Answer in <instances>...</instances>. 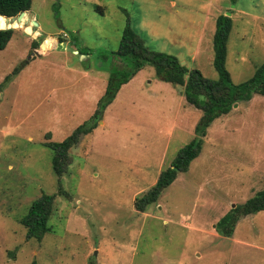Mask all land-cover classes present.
Returning a JSON list of instances; mask_svg holds the SVG:
<instances>
[{
    "label": "rangeland",
    "instance_id": "374dc122",
    "mask_svg": "<svg viewBox=\"0 0 264 264\" xmlns=\"http://www.w3.org/2000/svg\"><path fill=\"white\" fill-rule=\"evenodd\" d=\"M221 13L231 20L225 68L238 83L264 61V0H31L11 19L0 49V264H264V209L229 236L214 229L264 186V96L212 119L198 155L143 211L133 198L194 138L201 110L144 63L90 118L110 74L130 71L114 54L126 20L147 49L216 79ZM84 121L91 130L55 175L46 142ZM41 193L54 197L49 228L25 239L17 220Z\"/></svg>",
    "mask_w": 264,
    "mask_h": 264
},
{
    "label": "trees",
    "instance_id": "16d2710c",
    "mask_svg": "<svg viewBox=\"0 0 264 264\" xmlns=\"http://www.w3.org/2000/svg\"><path fill=\"white\" fill-rule=\"evenodd\" d=\"M30 1L0 0V15L10 17L20 11H26L29 9ZM16 26L18 25L11 22V19L0 16V28H4L0 29V49L4 48ZM230 26L231 20L227 15L218 14L215 17L211 39V63L217 78L209 79L203 77L195 68L187 69L173 55L147 49L130 28L128 20L125 21L114 54L127 59L130 71L121 74L119 79H116L113 73L110 74L112 77L107 78L104 94L99 99L100 102L98 101V108L90 118L95 119L98 116L103 106L112 99L119 85L125 83L144 63L154 68L160 80L180 86L184 100L201 110V116L194 126V138L175 152L169 165L159 171L148 189L133 198L132 205L135 210L143 211L174 180L177 173L186 171L189 162L198 155L201 136L205 134V128L212 119L225 114L233 103L248 100L252 94L264 96V61L255 67L249 78L238 83H232L230 80L225 68L226 39ZM37 45V41H32L33 47ZM198 96H201L202 100H199ZM90 130L91 125L84 121L61 141L46 142V146L51 150L50 164L55 175L60 176L66 170L70 162L69 147L77 142L81 134ZM53 198L51 194L41 193L30 201L25 212L18 218L17 222L24 228L25 239H39L48 230L47 220L53 207ZM261 209H264V186L244 202L230 208L216 221L214 229L222 236H229L239 217Z\"/></svg>",
    "mask_w": 264,
    "mask_h": 264
},
{
    "label": "water",
    "instance_id": "95a60500",
    "mask_svg": "<svg viewBox=\"0 0 264 264\" xmlns=\"http://www.w3.org/2000/svg\"><path fill=\"white\" fill-rule=\"evenodd\" d=\"M24 13H25V11H20L16 15L10 16V17H5L3 15H0V16H2L4 19H14L15 18L16 20H19V19L22 18V16L24 15ZM30 23H31V26H35L36 25V23H35L34 20H30ZM6 28H9V27H6ZM0 29H4V28H0ZM181 64H182V62H181Z\"/></svg>",
    "mask_w": 264,
    "mask_h": 264
},
{
    "label": "crops",
    "instance_id": "0c3cea01",
    "mask_svg": "<svg viewBox=\"0 0 264 264\" xmlns=\"http://www.w3.org/2000/svg\"><path fill=\"white\" fill-rule=\"evenodd\" d=\"M208 12V11H207ZM221 14H223V13H221ZM206 22V13H205V21H204V23ZM201 30H203V28H202V26H201ZM203 32V31H202ZM202 32H199L200 34V36H199V38L201 37V35H202ZM49 43V42H48Z\"/></svg>",
    "mask_w": 264,
    "mask_h": 264
}]
</instances>
